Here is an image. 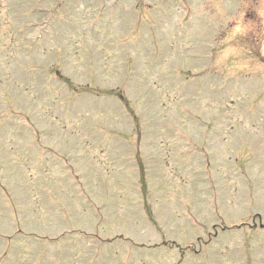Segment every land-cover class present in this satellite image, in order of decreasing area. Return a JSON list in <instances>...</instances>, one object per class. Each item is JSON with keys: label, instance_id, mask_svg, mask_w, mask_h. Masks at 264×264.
Returning <instances> with one entry per match:
<instances>
[{"label": "rangeland", "instance_id": "374dc122", "mask_svg": "<svg viewBox=\"0 0 264 264\" xmlns=\"http://www.w3.org/2000/svg\"><path fill=\"white\" fill-rule=\"evenodd\" d=\"M259 224L264 0H0V264H264Z\"/></svg>", "mask_w": 264, "mask_h": 264}]
</instances>
